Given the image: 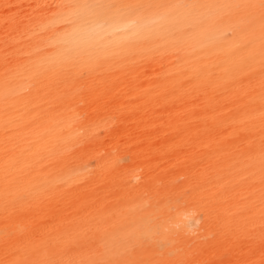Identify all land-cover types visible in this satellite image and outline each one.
Wrapping results in <instances>:
<instances>
[{
  "label": "bare ground",
  "instance_id": "6f19581e",
  "mask_svg": "<svg viewBox=\"0 0 264 264\" xmlns=\"http://www.w3.org/2000/svg\"><path fill=\"white\" fill-rule=\"evenodd\" d=\"M0 264H264V0H0Z\"/></svg>",
  "mask_w": 264,
  "mask_h": 264
}]
</instances>
